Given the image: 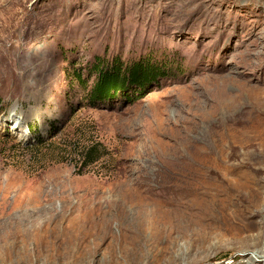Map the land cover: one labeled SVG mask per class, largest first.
Here are the masks:
<instances>
[{
    "label": "rangeland",
    "instance_id": "1",
    "mask_svg": "<svg viewBox=\"0 0 264 264\" xmlns=\"http://www.w3.org/2000/svg\"><path fill=\"white\" fill-rule=\"evenodd\" d=\"M116 59L156 77L91 106ZM257 116L264 0H0V264H264V160L225 142Z\"/></svg>",
    "mask_w": 264,
    "mask_h": 264
},
{
    "label": "trees",
    "instance_id": "2",
    "mask_svg": "<svg viewBox=\"0 0 264 264\" xmlns=\"http://www.w3.org/2000/svg\"><path fill=\"white\" fill-rule=\"evenodd\" d=\"M94 67L99 77L93 89L85 96L86 101L91 106L106 105L105 102H107L109 98L115 97L122 91V96L129 101L142 97L143 89L156 77L155 69H147L140 64H134L128 67L127 71H124V73L128 75L121 76V62L119 59H116L113 62V66L110 68L109 65L105 67V64L101 62L96 63ZM76 78L81 81L80 75H76ZM131 84L134 85V88H130ZM127 89L129 93L128 91L125 92ZM101 149L105 150V148L98 143L88 146L85 151V164L88 165L101 159L104 155L103 152H100Z\"/></svg>",
    "mask_w": 264,
    "mask_h": 264
},
{
    "label": "bare ground",
    "instance_id": "3",
    "mask_svg": "<svg viewBox=\"0 0 264 264\" xmlns=\"http://www.w3.org/2000/svg\"><path fill=\"white\" fill-rule=\"evenodd\" d=\"M225 142L227 144L239 143L241 145L239 147L247 149L246 154H251L253 156L259 155L264 160V117L257 116L252 118L251 121H249L245 127L239 130L236 134L227 136L225 138ZM243 164H247V162H244ZM262 169L264 170V167ZM254 190L262 198L261 194L264 192V185L262 184V181L259 180L257 182ZM262 204L264 203H261V205ZM263 220L264 214L262 217V221ZM262 253L263 254H257V256L264 261V251H262Z\"/></svg>",
    "mask_w": 264,
    "mask_h": 264
}]
</instances>
